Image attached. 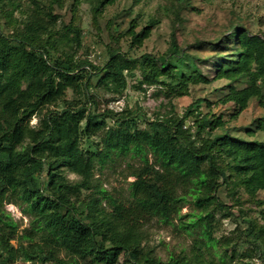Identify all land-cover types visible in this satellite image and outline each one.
Segmentation results:
<instances>
[{
	"label": "trees",
	"instance_id": "trees-1",
	"mask_svg": "<svg viewBox=\"0 0 264 264\" xmlns=\"http://www.w3.org/2000/svg\"><path fill=\"white\" fill-rule=\"evenodd\" d=\"M22 1L0 0V5L20 8ZM28 2L22 27L12 35L0 31V264H11L18 257L36 258L22 243L13 245L19 223L5 210L6 203L22 206L29 217L30 227L19 237L42 240L48 257L41 260L57 259L55 251H64L87 264H113L121 253L131 264H204L196 253L191 258L170 255L166 261L146 255L140 247L138 224L153 217L170 222L179 204L190 199L197 211L180 226L188 232L199 231L209 245L215 224L209 207L221 205L219 187L233 182L250 195L264 189V143L232 137L226 130L212 134L224 127L222 116L213 114L197 121L199 131L208 134L200 143L182 128V120H148L146 127H139L136 115L128 114L112 117L114 123L107 125L105 117L86 114L85 105L71 103L65 94L71 89L85 96L93 76H98L100 86L121 93L126 86L124 71L131 73L142 66L145 82L167 85L173 92L186 89L189 82L243 77L248 85L232 87L228 96L236 103V112L251 97L264 107L262 85L257 84V80L264 83V37L233 27L226 37L230 51H216L211 77L195 64L193 70H182L185 55L175 39L165 56L131 58L110 51L104 66L96 68L87 60L72 61V50L81 44L78 27L64 25L59 32L54 15L44 12L39 0ZM97 2L100 7L104 1ZM149 34L146 25L133 33V42L140 43ZM212 44L216 49L221 46ZM58 102L64 104L60 110H49L37 127L29 125L41 108ZM256 128L264 132V114ZM96 134L100 146L82 145L83 139ZM128 155L138 157L142 166L132 172L135 179L129 184L130 200L125 204L93 183V175L97 165ZM65 171L79 179L69 180ZM83 189H92L96 195L84 200L80 197ZM102 199L109 208L101 204ZM250 227L249 235L256 239L261 231Z\"/></svg>",
	"mask_w": 264,
	"mask_h": 264
},
{
	"label": "rangeland",
	"instance_id": "rangeland-1",
	"mask_svg": "<svg viewBox=\"0 0 264 264\" xmlns=\"http://www.w3.org/2000/svg\"><path fill=\"white\" fill-rule=\"evenodd\" d=\"M28 1H22L20 8L0 5L2 33L12 35L22 27ZM39 1L44 12L50 11L54 15L55 30L61 32L64 25L68 24L80 29L81 44L72 50V61L78 63L87 60L96 68L104 66L110 51L131 58L143 54H150L154 58L165 56L170 42L175 39L185 55L181 63L182 70H193L195 64L211 77L214 74L216 51H230L228 47L231 42L226 41V37L231 34L233 27H241L264 37V0H103L100 7H96L98 0ZM146 25L150 29L148 37L140 43L133 42V33L140 32ZM212 43L221 46L216 49ZM57 54L64 57L60 50ZM142 68L136 66L131 73L124 71L126 86L121 93L100 86L98 76L91 77L95 70L92 68L88 73L91 86L85 88V96L68 89L65 98L71 103L85 105L86 114L92 112L105 117L107 125L114 123L112 117L128 114L136 115L139 127H146L148 120H182V128L197 143L208 136L199 131L198 119L211 114L222 116L224 127H217L212 134L226 130L232 137L264 143V132L256 128L257 119L264 114V107L258 98L251 97L239 113L236 112V103L228 98L232 87L242 89L248 85L245 78L221 77L208 83L189 82L186 89L173 92L167 85L145 82ZM257 84L262 85L264 94V83L257 80ZM63 106L61 102L44 106L31 117L29 125L37 127L45 113L60 110ZM99 140L96 134L83 139L82 145L86 147L92 143L98 146ZM148 158L151 164V154ZM141 166L138 157H116L104 166L95 167L93 183H98L112 197L127 204L130 200L129 184L135 179L132 172ZM44 175L45 172L40 174L42 178ZM65 175L71 181L79 179L78 175L69 171H65ZM94 195L92 189H83L80 197L86 200ZM217 195L221 205L209 207L215 218L213 240L209 245L205 244L206 239L199 231L188 232L180 226L181 222L188 221L192 213L197 211L188 199L179 204L178 214H173L170 222H161L155 217L140 220L138 226L143 252L162 261H166L170 255L191 258L196 253L204 264H264V189L250 195L243 186H235L230 182L222 184ZM101 204L109 208L105 199L101 200ZM4 208L19 223V233L12 240L13 245L17 247L22 243L36 257L32 260L18 257L11 264H87L81 259L75 261L64 251H55L57 259L41 260L44 256L48 257L45 253L48 248L42 240L36 238L28 241L19 237L24 234L23 229L30 227L29 217L23 213L22 206L6 203ZM251 225L254 230L261 231L256 239L249 235ZM113 264L131 262L126 254L121 253Z\"/></svg>",
	"mask_w": 264,
	"mask_h": 264
}]
</instances>
